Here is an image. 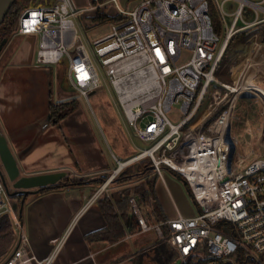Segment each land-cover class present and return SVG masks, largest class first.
I'll return each instance as SVG.
<instances>
[{"label": "built area", "instance_id": "1", "mask_svg": "<svg viewBox=\"0 0 264 264\" xmlns=\"http://www.w3.org/2000/svg\"><path fill=\"white\" fill-rule=\"evenodd\" d=\"M230 3L237 4L232 14L226 12ZM212 12L222 23L221 32L215 28ZM97 13L113 20L87 23ZM229 15L233 22L227 26ZM247 15L253 20L248 21ZM89 26L108 28L90 41L92 53L137 139L150 146L128 165L118 162L87 205L103 197L126 167L147 160L158 176L165 166L184 179L199 213L152 224L132 196L131 211L139 226L136 234L155 232L182 264H264V134L250 141L248 153L234 136L239 101L246 96L264 99L257 87L246 83L253 73L252 81L264 85V0H140L135 7L107 0L89 3L86 9H78L74 0H55L25 8L15 34L39 37L37 64L65 67L70 86L87 101L102 88L88 44L80 36L81 29ZM248 32V40L254 43L243 70H238L239 64L232 65L228 75L234 83L220 82L216 72L230 43ZM255 59L262 65L254 66ZM215 84L225 91L210 92ZM208 95L210 100L200 111ZM174 105L180 107L176 121L171 115ZM3 216L18 228L20 239L6 264L55 263L70 231L48 258L39 259L0 178Z\"/></svg>", "mask_w": 264, "mask_h": 264}, {"label": "crops", "instance_id": "2", "mask_svg": "<svg viewBox=\"0 0 264 264\" xmlns=\"http://www.w3.org/2000/svg\"><path fill=\"white\" fill-rule=\"evenodd\" d=\"M139 2L140 0H134L132 3L129 2V6L135 7ZM27 41L29 44L34 43V38L30 37ZM7 46L3 53L7 50ZM28 55L19 52L13 57L20 58L19 62L25 65L29 60H26ZM14 67L4 64L0 71V130L8 137L14 153L16 155L21 153L22 158L19 164L22 173L31 176L65 171L70 174V177L79 179L88 177L84 184L59 185V187L41 190L26 202L23 214L18 219L30 238L32 250L39 259H46L51 255L56 243L70 231V236L54 264H112L129 254L127 242L140 235H132L128 229L126 237L115 244L110 245L106 242L89 244L85 236L105 228L106 221L96 202L88 205L87 203L93 195V190L97 191L99 187L95 185L97 179L110 174L118 162L126 163L139 153L132 151L122 160L115 157L113 163L102 159L97 149L92 146L85 122L81 118L77 119L78 122L76 121L77 110L57 124L42 129L40 122L47 116L51 104L72 101H68L69 96L65 94L67 92L64 91V93L61 89V82L66 74L64 73L62 78L61 74L58 77L60 91L57 102H53L51 93L49 104L48 87L45 82L46 70L37 68L30 69L31 72L27 71L25 85L17 77L21 69L15 70ZM90 160L93 163H90ZM132 166L134 173H137L140 162ZM152 172L153 174L150 175L141 172L137 178L132 177L125 187L118 188L119 191L116 192L123 193L130 189L132 197L133 185L145 182V186L148 178L158 176L154 171ZM158 180L159 176L156 180L155 192ZM108 191L105 195L109 198L112 195L110 196ZM156 199L167 220H171L157 193ZM177 212L178 216L181 215L180 209H177ZM15 235L16 241L13 248L0 264L15 248L19 240V232ZM147 242L150 240H146Z\"/></svg>", "mask_w": 264, "mask_h": 264}, {"label": "rangeland", "instance_id": "3", "mask_svg": "<svg viewBox=\"0 0 264 264\" xmlns=\"http://www.w3.org/2000/svg\"><path fill=\"white\" fill-rule=\"evenodd\" d=\"M105 1L107 0H74L78 9L88 8L89 3L97 5L104 3ZM119 1L121 3H132L134 0ZM236 9L237 4L230 3L226 6V12L228 14L234 13ZM87 14L90 15L91 13ZM211 16L213 18V22L217 31L222 30V23L216 12H212ZM245 18L248 21L253 20L252 15H247L245 16ZM86 21L87 23L94 22L93 17L90 16L86 19ZM232 22L233 16L229 15L225 17L224 24L230 26ZM107 31L108 28L106 27L94 29L89 26L87 27L86 31L81 29L80 32L81 38L88 44L89 51L92 55L94 64L100 76L102 88L90 97V101H87L85 98L76 95V93L74 92H63L67 94V96H69L67 98L68 101L72 100L78 103V117L76 118V121L78 122L77 119L81 118V120L84 121L87 125L90 135V141H92L91 143L93 148L97 149L98 154L100 157H102V159L113 163V161L115 162V157L122 160L125 158V156H128L130 152L135 151L136 153H140L141 151L147 149L150 145L145 144L137 139L133 129L129 126L127 119L120 108L115 93L107 76L104 73V70L99 63V60L92 53L93 51L89 44L90 41L95 39L99 35L106 33ZM246 34V37L244 34L236 37L229 45L228 50L216 72V78L220 82L229 85H232L234 83V78L228 75V69L232 65L239 64L240 67L238 68V70H243L245 64L244 62L246 58L249 57L254 43L253 41L248 40V38L250 37V32ZM221 37L223 36L221 35ZM29 38L30 37L27 36L15 35V33L10 34L8 38V44L10 46H7V50L5 51V53H3V56L0 55V71L2 70L4 64L15 66V70L21 69V71H19L21 73H19L17 77H19V79H21L25 84L27 71L31 72L30 69L35 70L37 68L46 70L45 82L46 84H48V81L50 80L52 100L54 103H56L60 91L58 86V77L60 74L61 78L64 76L65 67H62L61 65L41 66L37 64L36 56L38 51L39 37H35L34 43L30 44L27 41ZM19 52L26 53V55L29 54L26 58V60H29L25 65L19 62L20 58L13 57L14 54ZM47 71H50V73L48 74ZM239 75L240 73L237 72L235 78L239 77ZM253 84H255V82ZM255 87H257L259 91H261V93L264 95L263 87H260L256 84ZM214 89L220 90L222 92L225 91L224 87L219 84L212 85L210 88V92H212ZM209 100L210 96L208 95V98L200 111L206 108ZM179 109V105L173 106V113L171 114L173 117H171L173 121H176ZM261 132H263L264 134V99L262 100L257 97L246 96L239 101L237 107V113L234 121V136L240 142L241 147H243V149L245 147V152L248 153L250 151V141H256L259 138ZM248 133H252L253 137L249 136ZM256 145L257 144H254V147L257 149ZM89 162L93 163L91 160ZM117 168L118 165L114 170H116ZM137 172H139V170ZM111 173L108 174V177L106 179L111 176ZM162 175L163 176H159V180L156 185V193L162 206L166 210L167 216L171 220L178 218L179 216L177 209H180L181 215L187 218H192L198 215V207L194 203L190 190L184 179H182L181 176L174 173L165 166L162 167ZM82 179L87 181L88 177ZM82 179L69 177L66 180H63L60 185L74 186L73 184H75L76 182H81ZM141 183L143 182L133 185L134 189L132 191H135L136 187L144 185L145 182L143 184ZM123 186L125 187V185L119 183H112L109 187V195H113L114 192L116 193V191H119L118 188H121ZM141 209L143 213L147 215L151 210L146 206ZM152 224L156 223L152 221ZM13 229L15 233L19 232L14 223ZM156 239L157 236L155 232L135 236L131 241L127 242L129 254L119 258L112 264H133V261L137 257H139L142 253H146L150 250L148 248L149 250L144 251L145 248L147 249L148 246L153 245V242H155ZM146 240H150V242L146 243ZM136 241H138V243ZM138 244H140V246ZM130 258H133V261H131ZM172 264H182V261L180 259H177Z\"/></svg>", "mask_w": 264, "mask_h": 264}, {"label": "trees", "instance_id": "4", "mask_svg": "<svg viewBox=\"0 0 264 264\" xmlns=\"http://www.w3.org/2000/svg\"><path fill=\"white\" fill-rule=\"evenodd\" d=\"M38 5L37 0H18L7 17L4 23L0 26V29H4V36L9 38L10 34L15 33L18 28L19 17L22 11L30 6ZM110 17L97 13L93 17V23L103 24L108 22ZM246 37V33H242ZM241 35V34H240ZM237 35L236 37H239ZM235 37V38H236ZM234 38V39H235ZM233 39V40H234ZM232 40V41H233ZM231 44V43H230ZM78 108V103L76 101H71L69 103L62 104H51L50 112L54 119L58 122L67 118ZM151 163L147 160L140 162L139 172L134 173V167L132 165L126 167L118 177L113 181V183H119L126 185L131 181L132 177H138L141 172H146L147 175L153 174L150 171ZM158 176L150 177L146 180V185H140L136 187L133 197H135L141 206L150 208V212L147 215L150 221L158 223H163L167 221V218L162 210L161 205L156 199L155 184ZM105 178H100L95 181V185L101 186ZM76 182V181H75ZM85 180L81 182H76L84 184ZM62 186V185H61ZM59 187V186H57ZM50 188H45L43 190H48ZM96 190H93V194ZM131 190L127 189L123 193L116 192L111 197L104 195L96 201L100 212L106 221V227L94 232H91L85 236L86 241L89 244L106 242L110 245L115 244L126 237L127 230H130L132 235L139 232V226L136 218L133 216L130 204ZM132 218V225L129 226L128 220ZM164 233H168V228L164 227ZM16 241V235L13 229V223L8 216H3L0 218V262L3 258L11 251ZM153 247L146 253H142L133 262L134 264H172L178 259L177 253L170 247L166 241H161L156 239L153 242Z\"/></svg>", "mask_w": 264, "mask_h": 264}, {"label": "water", "instance_id": "5", "mask_svg": "<svg viewBox=\"0 0 264 264\" xmlns=\"http://www.w3.org/2000/svg\"><path fill=\"white\" fill-rule=\"evenodd\" d=\"M18 0H0V26L4 23L8 13ZM38 5L53 4L55 0H37ZM8 45V38H4L0 42V53ZM49 74L50 71H47ZM48 101L51 103V82L48 81ZM61 89L66 92H74L70 86L66 76L63 77L61 82ZM51 107V106H50ZM49 112L45 118L42 119L40 125L42 129L49 127L52 124H57L56 119H52ZM22 158L21 153L16 155L10 146L8 137L0 130V178L5 187L6 193L10 198V203L13 207L15 215L20 218L23 214V209L26 202L34 195L40 193L45 188L59 186L63 180L70 177V174L65 171L46 173L39 175L27 176L22 173L19 161ZM126 165H128L126 163ZM150 170L154 171V167L150 166ZM108 174L101 176L107 178ZM66 186V185H65ZM128 224H132V218H129ZM20 239L18 240L12 253L1 263L6 264L18 248Z\"/></svg>", "mask_w": 264, "mask_h": 264}, {"label": "bare ground", "instance_id": "6", "mask_svg": "<svg viewBox=\"0 0 264 264\" xmlns=\"http://www.w3.org/2000/svg\"><path fill=\"white\" fill-rule=\"evenodd\" d=\"M254 66H258V65H261V63H262V61L260 60V59H255L254 61ZM252 76H253V73L251 74H249V77H248V79H247V81H246V83H250V84H252L253 86H255V84H253L254 82L252 81ZM124 164H122V166H123Z\"/></svg>", "mask_w": 264, "mask_h": 264}, {"label": "flooded vegetation", "instance_id": "7", "mask_svg": "<svg viewBox=\"0 0 264 264\" xmlns=\"http://www.w3.org/2000/svg\"><path fill=\"white\" fill-rule=\"evenodd\" d=\"M4 32H5V30L4 29H0V42L4 39V38H7V37H5L4 36ZM4 50V49H3ZM3 53V51L0 53V55ZM52 119H54L53 117H52Z\"/></svg>", "mask_w": 264, "mask_h": 264}]
</instances>
